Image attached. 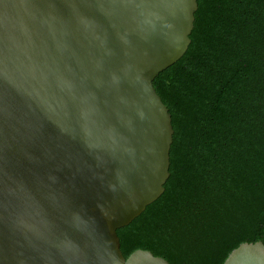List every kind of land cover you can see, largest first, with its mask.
Instances as JSON below:
<instances>
[{"label":"water","instance_id":"1","mask_svg":"<svg viewBox=\"0 0 264 264\" xmlns=\"http://www.w3.org/2000/svg\"><path fill=\"white\" fill-rule=\"evenodd\" d=\"M198 0H0V264H170L117 230L164 192L174 128L155 77ZM221 264H264L242 242Z\"/></svg>","mask_w":264,"mask_h":264},{"label":"trees","instance_id":"2","mask_svg":"<svg viewBox=\"0 0 264 264\" xmlns=\"http://www.w3.org/2000/svg\"><path fill=\"white\" fill-rule=\"evenodd\" d=\"M190 37L153 81L172 115L170 177L117 230L125 257L221 264L264 242V0H198Z\"/></svg>","mask_w":264,"mask_h":264}]
</instances>
